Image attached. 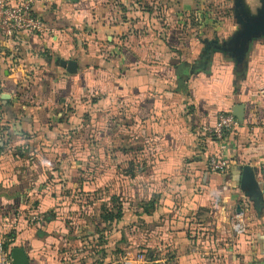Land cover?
Wrapping results in <instances>:
<instances>
[{"label": "crops", "instance_id": "1", "mask_svg": "<svg viewBox=\"0 0 264 264\" xmlns=\"http://www.w3.org/2000/svg\"><path fill=\"white\" fill-rule=\"evenodd\" d=\"M141 3L35 0L54 32L3 43L0 239L28 264H138L130 220L176 264H264V41L240 68L203 41L177 54L166 37L175 17L158 22ZM234 107L240 126L220 151L199 130ZM214 153L230 162L222 175L207 169ZM245 165L262 189L257 208L240 204ZM237 206L238 236L225 227ZM199 234L208 253L194 249Z\"/></svg>", "mask_w": 264, "mask_h": 264}, {"label": "rangeland", "instance_id": "2", "mask_svg": "<svg viewBox=\"0 0 264 264\" xmlns=\"http://www.w3.org/2000/svg\"><path fill=\"white\" fill-rule=\"evenodd\" d=\"M141 2L140 6L144 8V11L154 14L158 22L163 21L165 13H168L170 17H175L170 23L171 32L166 37L171 51L177 54H185V52L193 54L202 47L201 43L204 40H215L220 44L228 40L239 28L233 17L234 0H141ZM244 3L251 14H255L256 9L261 5L258 0H244ZM177 49L179 51L181 49L182 52L179 53ZM228 164L230 165V162ZM243 199L244 201L240 204L243 207L249 206L250 199L244 193ZM147 212L150 211L147 210ZM115 213L116 209L113 208V214L117 215ZM234 216V213L230 211L225 225L227 232L233 235L235 234L232 232L231 225ZM128 223L126 228L127 249L132 253L133 262L137 259L138 264H176V255L163 248L162 242H153L151 234H145L146 227L142 225L132 227L134 223L131 224L130 220ZM201 238L205 236L199 234V237L197 235L195 238L200 243L195 241L194 249L201 254L208 253L210 250L207 246V239L201 241Z\"/></svg>", "mask_w": 264, "mask_h": 264}, {"label": "built area", "instance_id": "3", "mask_svg": "<svg viewBox=\"0 0 264 264\" xmlns=\"http://www.w3.org/2000/svg\"><path fill=\"white\" fill-rule=\"evenodd\" d=\"M34 4L35 0H0V52L5 41L12 40L21 34L44 35L54 32V27L35 12ZM239 126V121L231 111H226L218 115L214 127H202L199 135L220 143L221 151L225 149L222 143L224 135L233 133ZM228 163L229 160L220 153L211 154L206 160L208 171L218 175L227 171ZM260 175L264 187V163L260 166ZM231 228L235 235H243L246 232L242 210H236ZM0 264H12L10 251L7 250L2 239H0Z\"/></svg>", "mask_w": 264, "mask_h": 264}, {"label": "water", "instance_id": "4", "mask_svg": "<svg viewBox=\"0 0 264 264\" xmlns=\"http://www.w3.org/2000/svg\"><path fill=\"white\" fill-rule=\"evenodd\" d=\"M260 7L256 9L255 14H251L244 3V0H234L233 17L239 26L228 40L221 42L216 46V50L233 61L236 68H240L246 61L247 56L253 44L257 41H264V0H258ZM205 44L218 43L217 41L204 40ZM58 65L65 69L69 74L77 72V62L74 60H60ZM241 107H234L231 110L232 115L240 121ZM239 190L252 201L257 208L262 200V189L256 179L255 170L245 165L239 173ZM236 210H239L237 206ZM12 264H28V259L24 251L20 248L11 249Z\"/></svg>", "mask_w": 264, "mask_h": 264}, {"label": "flooded vegetation", "instance_id": "5", "mask_svg": "<svg viewBox=\"0 0 264 264\" xmlns=\"http://www.w3.org/2000/svg\"><path fill=\"white\" fill-rule=\"evenodd\" d=\"M219 42L216 43H212V44H206L205 48H204V52L206 53H210V52H215L216 51V46H218Z\"/></svg>", "mask_w": 264, "mask_h": 264}, {"label": "trees", "instance_id": "6", "mask_svg": "<svg viewBox=\"0 0 264 264\" xmlns=\"http://www.w3.org/2000/svg\"><path fill=\"white\" fill-rule=\"evenodd\" d=\"M105 219H107V220H111V219H113V218H117L118 216L117 215H112V214H110V213H108V214H106L105 216Z\"/></svg>", "mask_w": 264, "mask_h": 264}]
</instances>
